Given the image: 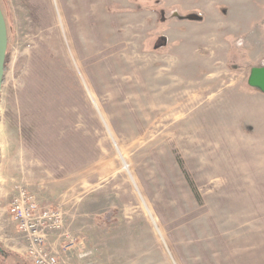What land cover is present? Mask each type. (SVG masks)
I'll return each mask as SVG.
<instances>
[{"label":"rangeland","instance_id":"obj_1","mask_svg":"<svg viewBox=\"0 0 264 264\" xmlns=\"http://www.w3.org/2000/svg\"><path fill=\"white\" fill-rule=\"evenodd\" d=\"M0 264H264V0H0Z\"/></svg>","mask_w":264,"mask_h":264},{"label":"built area","instance_id":"obj_2","mask_svg":"<svg viewBox=\"0 0 264 264\" xmlns=\"http://www.w3.org/2000/svg\"><path fill=\"white\" fill-rule=\"evenodd\" d=\"M8 215L26 241L24 257L30 264H59L45 246L48 232L60 228L59 214L40 207L23 187H16Z\"/></svg>","mask_w":264,"mask_h":264},{"label":"water","instance_id":"obj_3","mask_svg":"<svg viewBox=\"0 0 264 264\" xmlns=\"http://www.w3.org/2000/svg\"><path fill=\"white\" fill-rule=\"evenodd\" d=\"M7 51V29L4 16L0 9V95L3 85L4 64ZM247 85L264 94V66L251 68L247 79Z\"/></svg>","mask_w":264,"mask_h":264},{"label":"trees","instance_id":"obj_4","mask_svg":"<svg viewBox=\"0 0 264 264\" xmlns=\"http://www.w3.org/2000/svg\"><path fill=\"white\" fill-rule=\"evenodd\" d=\"M7 61H8V53L6 51V58H5L4 70H6ZM3 82H4V80H3ZM6 256L8 257L9 256V253L2 251V249L0 247V257H1V259H3V260L6 259L7 258Z\"/></svg>","mask_w":264,"mask_h":264}]
</instances>
